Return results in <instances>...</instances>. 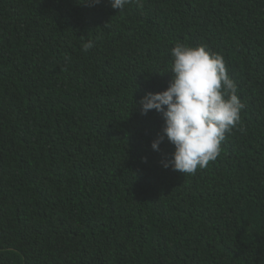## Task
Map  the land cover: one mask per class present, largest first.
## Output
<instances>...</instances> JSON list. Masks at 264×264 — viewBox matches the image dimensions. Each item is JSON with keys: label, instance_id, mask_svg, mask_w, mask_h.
Masks as SVG:
<instances>
[{"label": "trees", "instance_id": "1", "mask_svg": "<svg viewBox=\"0 0 264 264\" xmlns=\"http://www.w3.org/2000/svg\"><path fill=\"white\" fill-rule=\"evenodd\" d=\"M175 43L221 54L244 104L194 175L134 108ZM0 264H264V0H0Z\"/></svg>", "mask_w": 264, "mask_h": 264}, {"label": "clouds", "instance_id": "2", "mask_svg": "<svg viewBox=\"0 0 264 264\" xmlns=\"http://www.w3.org/2000/svg\"><path fill=\"white\" fill-rule=\"evenodd\" d=\"M100 2L90 0V6ZM109 2L113 9L122 12L133 0ZM135 2L140 4V0ZM94 46L89 41L82 50L88 52ZM170 51L171 80L167 89L146 94L134 103V108L139 107L141 115L151 110L162 115V134L151 148L159 151L165 139L174 148L171 157L161 161L162 167L194 175L220 155L226 135L241 123L244 104L221 54L210 51L206 45L181 43H175ZM240 131L244 129L241 127Z\"/></svg>", "mask_w": 264, "mask_h": 264}]
</instances>
